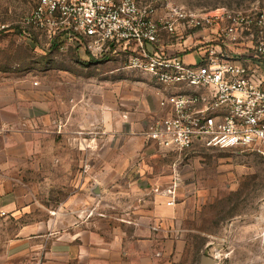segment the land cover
I'll list each match as a JSON object with an SVG mask.
<instances>
[{"label": "rangeland", "instance_id": "obj_1", "mask_svg": "<svg viewBox=\"0 0 264 264\" xmlns=\"http://www.w3.org/2000/svg\"><path fill=\"white\" fill-rule=\"evenodd\" d=\"M37 2L0 0V176L30 192L47 219L57 210L59 222L66 212L74 222L89 214L105 239L127 242V255H105L102 264H201L203 255L214 264H264V156L173 151L147 139L160 86L125 55L93 59L53 45L23 23ZM172 2L210 14L264 10V0ZM81 191L98 198V210L92 201L78 210ZM70 197L75 210L64 209ZM2 212L0 228L12 222Z\"/></svg>", "mask_w": 264, "mask_h": 264}, {"label": "built area", "instance_id": "obj_2", "mask_svg": "<svg viewBox=\"0 0 264 264\" xmlns=\"http://www.w3.org/2000/svg\"><path fill=\"white\" fill-rule=\"evenodd\" d=\"M23 23L93 58L125 55L129 67L153 78L162 111L144 135L159 147L264 156V10L210 14L172 0H38Z\"/></svg>", "mask_w": 264, "mask_h": 264}, {"label": "crops", "instance_id": "obj_3", "mask_svg": "<svg viewBox=\"0 0 264 264\" xmlns=\"http://www.w3.org/2000/svg\"><path fill=\"white\" fill-rule=\"evenodd\" d=\"M159 110L162 111L160 106ZM112 165L117 166V162ZM5 177L0 176V209L5 211L2 220L10 218L12 222L0 228V264H102L105 255L106 260L109 256L114 261L127 255L124 245L127 242L115 237L105 239L100 226L87 221L89 214L81 215L80 220L77 218L80 222H74L69 220L70 213L66 212L65 220L59 222L57 215L61 210H57L48 214L47 219L37 202L32 200L31 193L23 191L20 185L10 187V181ZM78 195L81 203L78 210L90 206L91 201L92 211L98 210V198L91 192L81 191ZM73 199L70 197L63 203L67 206L64 209L75 210Z\"/></svg>", "mask_w": 264, "mask_h": 264}, {"label": "water", "instance_id": "obj_4", "mask_svg": "<svg viewBox=\"0 0 264 264\" xmlns=\"http://www.w3.org/2000/svg\"><path fill=\"white\" fill-rule=\"evenodd\" d=\"M94 192L96 194H98V190L97 189H95ZM214 263H215V260L211 256L203 255L201 257V264H214Z\"/></svg>", "mask_w": 264, "mask_h": 264}, {"label": "trees", "instance_id": "obj_5", "mask_svg": "<svg viewBox=\"0 0 264 264\" xmlns=\"http://www.w3.org/2000/svg\"><path fill=\"white\" fill-rule=\"evenodd\" d=\"M63 42L62 41H60V40H54L53 41V45H56V46H59L60 44H62ZM78 48V47H77ZM78 49H80V48H78ZM93 58V57H92ZM94 59V58H93ZM207 147H214V146H207Z\"/></svg>", "mask_w": 264, "mask_h": 264}]
</instances>
